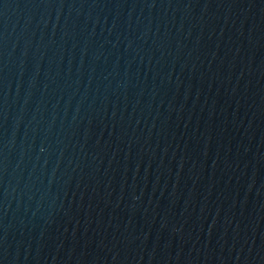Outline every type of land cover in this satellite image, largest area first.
Instances as JSON below:
<instances>
[{"label": "water", "instance_id": "water-1", "mask_svg": "<svg viewBox=\"0 0 264 264\" xmlns=\"http://www.w3.org/2000/svg\"><path fill=\"white\" fill-rule=\"evenodd\" d=\"M0 264H264V0H0Z\"/></svg>", "mask_w": 264, "mask_h": 264}]
</instances>
